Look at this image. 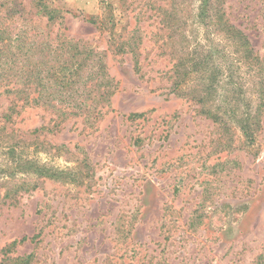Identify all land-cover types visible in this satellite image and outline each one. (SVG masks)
Returning a JSON list of instances; mask_svg holds the SVG:
<instances>
[{"label": "rangeland", "instance_id": "obj_1", "mask_svg": "<svg viewBox=\"0 0 264 264\" xmlns=\"http://www.w3.org/2000/svg\"><path fill=\"white\" fill-rule=\"evenodd\" d=\"M43 1L63 9L62 17L48 23L32 0H0V264L26 255L28 264L264 259V110L247 140L233 119L214 122L171 87L179 57L204 63L203 77L214 72V59L219 93L231 73L244 109L264 77V0L212 6L247 37L261 68L201 20V0ZM167 14L172 28L160 21ZM58 33L95 52L75 76L74 90L40 94L38 85L34 95L49 102L38 105L3 94L2 38L54 43ZM133 34L138 68L131 52L116 48L118 37ZM16 56L9 57L14 68L21 65ZM92 71L101 73L86 78ZM199 74L180 84L183 91L201 85ZM77 101H84L81 108H71ZM10 106L15 110L6 118Z\"/></svg>", "mask_w": 264, "mask_h": 264}, {"label": "trees", "instance_id": "obj_2", "mask_svg": "<svg viewBox=\"0 0 264 264\" xmlns=\"http://www.w3.org/2000/svg\"><path fill=\"white\" fill-rule=\"evenodd\" d=\"M153 1L154 0H152V2ZM171 1L172 3L176 2V0ZM32 2L34 7H36L37 12L40 13V15L45 16L48 23H53V21L62 17L63 9L51 7L43 0H32ZM150 4L151 0L148 1L147 5ZM212 6L213 0H201L198 8L201 20H204V18L209 19L217 31H221L226 39L234 42L237 47V54L240 52L243 54L242 56L252 58V65L258 66L263 64L258 56L252 55V49L249 47L247 37L234 25L228 23V21L224 19L223 15L219 12V9H213ZM158 8L160 9V6H158ZM166 11L168 12V9ZM170 16L167 14L166 16H163L160 21L166 26L169 24L168 27L172 28L171 25L173 26L174 23H170L172 22L169 20ZM90 21L94 23L93 20ZM2 32H4V30H2ZM23 39L24 37L19 35L14 39L17 43H14L9 36H6L7 41H4L2 38L1 91L3 94L13 95L19 99L21 98L23 104H49L47 99H40L42 97L41 95H34L38 90V85H40V94L41 90L47 91L48 89L50 90L48 94H51V92L55 90V92L61 96L64 93H69L70 90L73 91V84L76 82L75 76L79 79V70H82V68L87 65L86 59L95 53L92 48L86 47L87 50H85L84 46L81 45L78 40L73 41L72 39L65 37L62 33H58L56 35L54 43L50 40L47 41L43 39L38 41L33 37H29L27 41ZM117 39V50L119 52H131L134 57L135 66L138 68L139 60L136 52L138 42L135 39V34L124 40H121V37H118ZM11 48H14L15 50L12 52ZM217 50L218 49H215L216 52H214L216 56L219 53V50ZM18 53L22 56L20 61L21 65L14 68L15 61L9 57L11 55L18 56ZM17 56L15 57V60L17 59ZM238 57L242 58L241 55ZM194 62L189 64L185 57H179L176 60L173 64L171 74V76L175 78L171 85L172 90L178 95L190 96L192 100L200 104V113L205 114L207 117L211 118L214 122H218L220 125H226L224 116L227 115L237 123L245 139L252 140L254 134L260 127V115L264 110L263 75L259 76V81H255L257 87H252V97H249L250 101L244 104V109H241L240 104L242 100H245L242 95L243 91L239 86L234 87L231 81V73L228 72V75L226 74L223 76V78H225V90L222 94L218 91V87L220 86L219 83H222L220 80V65L215 63L213 59L214 63L212 64L211 69H214V72L209 77H203L201 73L199 74V72L204 63L202 64L201 61ZM207 62L208 60L206 63ZM204 68L205 67H203V69ZM99 72L92 71L89 75L85 76L86 78H91L92 76L98 77L101 73ZM192 72L201 76L199 77V79L202 78L201 82L197 83H201V85L197 88H193L195 85H188L187 89H190L191 86L192 90L188 89V91H183L180 84L186 81L187 77L190 76ZM40 73H42V76ZM96 85H98V83H96ZM100 94L105 96L108 94V90L102 89ZM213 94H221L219 96L220 98L218 97V99H216V102L212 100ZM59 102L60 103L58 104H60L59 108L61 110L63 105L60 100ZM83 103L84 101H77V105L74 104L71 108H75V106L77 108H81ZM220 109L222 111H220ZM14 110V107L10 106L8 108V112L5 114V117L9 118ZM70 112L75 114L73 111ZM133 115L137 114H129L130 117H134ZM29 259V255L16 257L13 259V263L28 264L30 262ZM253 264H264L263 255L261 254Z\"/></svg>", "mask_w": 264, "mask_h": 264}]
</instances>
